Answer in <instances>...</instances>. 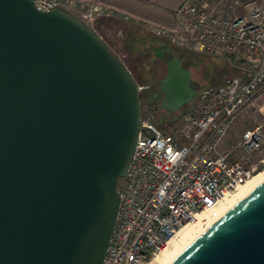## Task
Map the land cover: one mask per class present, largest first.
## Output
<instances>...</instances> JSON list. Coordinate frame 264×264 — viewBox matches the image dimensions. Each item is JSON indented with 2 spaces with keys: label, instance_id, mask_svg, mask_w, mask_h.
Returning <instances> with one entry per match:
<instances>
[{
  "label": "water",
  "instance_id": "95a60500",
  "mask_svg": "<svg viewBox=\"0 0 264 264\" xmlns=\"http://www.w3.org/2000/svg\"><path fill=\"white\" fill-rule=\"evenodd\" d=\"M166 66L176 114L198 90L182 60ZM144 89L78 18L0 0V264H104ZM168 264H264V180Z\"/></svg>",
  "mask_w": 264,
  "mask_h": 264
},
{
  "label": "built area",
  "instance_id": "2783aa9c",
  "mask_svg": "<svg viewBox=\"0 0 264 264\" xmlns=\"http://www.w3.org/2000/svg\"><path fill=\"white\" fill-rule=\"evenodd\" d=\"M33 2L41 12L69 13L95 32L102 18L119 17L94 0ZM173 17L172 27L144 28L179 49L223 59L238 75L200 90L176 130L157 125L152 107L142 109L104 264H148L182 225L200 214L220 216L224 198L259 171L254 156L264 147V120L231 139L264 95V0H184Z\"/></svg>",
  "mask_w": 264,
  "mask_h": 264
},
{
  "label": "rangeland",
  "instance_id": "374dc122",
  "mask_svg": "<svg viewBox=\"0 0 264 264\" xmlns=\"http://www.w3.org/2000/svg\"><path fill=\"white\" fill-rule=\"evenodd\" d=\"M96 32L101 36L109 49L117 55L126 65L137 81L145 89L141 92L142 109L152 107L155 113V122L164 130L177 129L181 123L183 110L172 114L162 105L163 93L158 86V81L167 74L164 60L156 59L155 51L143 44L141 38L133 39L130 33L134 31L139 37L154 38L151 34L138 32L123 21L115 22L101 20L96 23ZM196 60L190 64L194 87L200 91L204 88L223 84L227 79L238 75L235 69L227 61L203 55H194ZM158 76H157V75ZM156 90V94L154 93ZM153 104V105H152ZM264 120V95L258 101L257 107L242 117L234 127L232 139H237L244 130L252 128L255 124ZM264 147L256 153L254 161L259 163V171L264 170ZM258 171V172H259ZM122 183L120 180L119 186Z\"/></svg>",
  "mask_w": 264,
  "mask_h": 264
},
{
  "label": "crops",
  "instance_id": "0c3cea01",
  "mask_svg": "<svg viewBox=\"0 0 264 264\" xmlns=\"http://www.w3.org/2000/svg\"><path fill=\"white\" fill-rule=\"evenodd\" d=\"M112 7L119 17L102 18L115 22L123 21L133 26L144 28L146 25L172 27L174 25V11L184 0H94ZM129 17L124 20L123 17ZM99 20V21H101Z\"/></svg>",
  "mask_w": 264,
  "mask_h": 264
},
{
  "label": "bare ground",
  "instance_id": "6f19581e",
  "mask_svg": "<svg viewBox=\"0 0 264 264\" xmlns=\"http://www.w3.org/2000/svg\"><path fill=\"white\" fill-rule=\"evenodd\" d=\"M264 180V170L257 172L246 184L228 194L220 205L221 213L228 209L246 192ZM211 222L207 214L197 215L188 223L182 225L169 240L163 251L148 264H168L188 243L193 241Z\"/></svg>",
  "mask_w": 264,
  "mask_h": 264
},
{
  "label": "trees",
  "instance_id": "16d2710c",
  "mask_svg": "<svg viewBox=\"0 0 264 264\" xmlns=\"http://www.w3.org/2000/svg\"><path fill=\"white\" fill-rule=\"evenodd\" d=\"M134 30H137L138 32H141L140 34H143L144 32L146 33H149L151 34L150 32H148L145 28H142V27H139V26H136V25H133L131 26ZM133 37V39H136V38H141V40L143 41V44L145 46H147L148 48H151L153 50L154 48V51L156 49L157 46H161V47H168L169 44L165 43V42H162L159 40V38L155 37L153 34H151L154 38H148L146 36H143V35H140L142 37H139L138 34L136 35L134 31H131L130 33ZM109 48V47H108ZM194 55L196 54H192L190 53L189 56L186 57V59L184 60V66L186 69H189L190 68V64L193 63L196 58H194ZM156 59H158V56L156 55ZM158 61V60H157ZM125 65V64H124ZM166 66V65H165ZM126 67V65H125ZM127 68V67H126ZM166 70H167V66H166ZM157 75V74H156ZM158 76V75H157ZM136 78V77H135ZM163 79V78H162ZM158 86L160 87V80L158 81ZM156 90H154V93L156 94ZM153 105V104H152Z\"/></svg>",
  "mask_w": 264,
  "mask_h": 264
},
{
  "label": "flooded vegetation",
  "instance_id": "af4514ba",
  "mask_svg": "<svg viewBox=\"0 0 264 264\" xmlns=\"http://www.w3.org/2000/svg\"><path fill=\"white\" fill-rule=\"evenodd\" d=\"M159 40L162 42H165L164 40H161V39H159ZM165 43H167V42H165ZM167 44H169V43H167ZM161 49H165V52L163 53V55L161 57L158 56L157 60H160V59L164 60L165 64H167V62L172 60V59H179V60H182L183 66H184V60L186 59L187 56L190 55V52L179 49L176 46L171 45V44H169L168 47H161Z\"/></svg>",
  "mask_w": 264,
  "mask_h": 264
}]
</instances>
